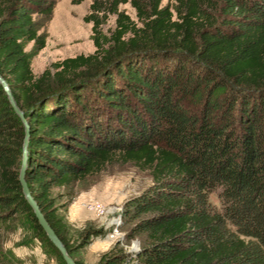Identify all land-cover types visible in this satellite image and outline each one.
<instances>
[{
    "label": "trees",
    "instance_id": "obj_1",
    "mask_svg": "<svg viewBox=\"0 0 264 264\" xmlns=\"http://www.w3.org/2000/svg\"><path fill=\"white\" fill-rule=\"evenodd\" d=\"M57 1L0 0V75L28 123L29 190L70 256L102 232L70 244L56 200L132 164L152 178L123 210L140 249L98 264H264V0H91L95 52L37 77L25 44L45 48L34 17ZM24 136L0 86V264H20L2 243L17 225L54 248L19 183Z\"/></svg>",
    "mask_w": 264,
    "mask_h": 264
},
{
    "label": "rangeland",
    "instance_id": "obj_2",
    "mask_svg": "<svg viewBox=\"0 0 264 264\" xmlns=\"http://www.w3.org/2000/svg\"><path fill=\"white\" fill-rule=\"evenodd\" d=\"M91 0H58L53 13L48 18L35 16L39 22V34L45 38V48L38 50L34 43L25 44L31 69L35 76H40L52 63L73 58L79 55H91L95 52L92 24L85 23L84 18L89 14ZM174 9L173 0H163L162 7ZM132 18L134 10L122 6ZM115 27V17H111L103 27V34L109 36ZM152 184L149 172L140 171L132 164H115L108 166L101 174L88 179L73 187V197H62L56 200L61 218L65 221L67 210L76 207L88 221L84 228L76 223L69 224L68 236L73 244L81 240L84 230L92 228L100 230L103 249L95 252L94 243L97 236L88 240L87 245L80 248L83 251L73 254V259L83 264H98L103 253L112 249L117 243L129 253L140 249L138 239L127 240L129 226H124L123 210L126 202L138 196ZM67 193L66 190H56L55 195ZM211 203L220 207L217 194L211 195ZM64 205V206H63ZM100 206L102 209H96ZM119 218V219H118ZM68 224V222H67ZM4 251L14 257L20 264H64L57 251L46 242L35 237L29 223L17 225L10 233H4L2 239ZM92 243V251L88 248ZM85 248V249H83ZM28 251V254L26 253ZM38 252L37 255L30 252ZM132 251V252H130Z\"/></svg>",
    "mask_w": 264,
    "mask_h": 264
},
{
    "label": "water",
    "instance_id": "obj_3",
    "mask_svg": "<svg viewBox=\"0 0 264 264\" xmlns=\"http://www.w3.org/2000/svg\"><path fill=\"white\" fill-rule=\"evenodd\" d=\"M0 86L5 93L8 102L10 103L14 113L16 116L20 119L22 122L24 129H25V136L23 140L22 145V159H21V166L19 169V183L21 185L22 194L24 198L26 199L29 207L31 208L38 225L43 230L44 234L46 235L47 240L54 246L56 251L58 252L59 256L63 260L64 264H76L73 258L68 253L65 245L60 240V238L56 235L44 215L42 214L39 206L37 205L36 201L34 200L28 186V182L26 180V168H27V162H28V146H29V130H28V123L26 121V118L24 116V113L22 110L18 107L16 104V101L14 99V96L12 94V91L10 89V86L8 85L7 81L0 75ZM138 250L134 252H138ZM132 252V251H130Z\"/></svg>",
    "mask_w": 264,
    "mask_h": 264
},
{
    "label": "crops",
    "instance_id": "obj_4",
    "mask_svg": "<svg viewBox=\"0 0 264 264\" xmlns=\"http://www.w3.org/2000/svg\"><path fill=\"white\" fill-rule=\"evenodd\" d=\"M65 208L66 207H64V209H59L58 210V215L60 214V212H62V211H64L65 210ZM60 216V215H59ZM61 217V216H60ZM64 221V220H63ZM88 221V219H87V217H85L84 215H83V213H81V212H79L78 210H77V208L76 207H70V208H68V210H67V218L65 219V221H64V223L67 225V227L69 226V224H72L73 225V223H76V225L78 226V227H83L84 228V226H85V224L84 223H86ZM67 222H68V224H67ZM68 229H69V227H68ZM68 238H69V243L70 244H73V242H72V240L70 239V237L68 236ZM99 238H101V236L100 235H98L94 240H95V243H94V250H95V252H97L98 250H101V249H103V246H104V244H102V240L101 239H99ZM92 239V238H91ZM90 239V240H91ZM91 251H92V243L90 244V246L88 247ZM83 249H85V248H83ZM81 251H83L82 249H75L74 250V253L73 254H77V253H80ZM27 254H28V251L26 252ZM30 253H32V254H35V255H37L38 254V252H30ZM29 255V254H28Z\"/></svg>",
    "mask_w": 264,
    "mask_h": 264
},
{
    "label": "built area",
    "instance_id": "obj_5",
    "mask_svg": "<svg viewBox=\"0 0 264 264\" xmlns=\"http://www.w3.org/2000/svg\"><path fill=\"white\" fill-rule=\"evenodd\" d=\"M96 209H99V210H100V209H102V208H101L100 206H96ZM102 211L104 212V209L100 210V212H102ZM118 219H119V218H118Z\"/></svg>",
    "mask_w": 264,
    "mask_h": 264
}]
</instances>
